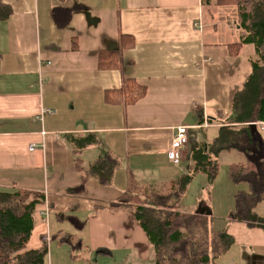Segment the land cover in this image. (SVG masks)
Masks as SVG:
<instances>
[{
    "label": "crops",
    "instance_id": "0c3cea01",
    "mask_svg": "<svg viewBox=\"0 0 264 264\" xmlns=\"http://www.w3.org/2000/svg\"><path fill=\"white\" fill-rule=\"evenodd\" d=\"M215 2L0 0L11 11L0 20V187L44 195L26 249L46 241V264H59L69 244L91 259L83 264H151L132 211L110 204L191 168L189 145L216 137L251 74L254 43L235 55L228 50L249 33L242 22L247 9ZM75 5L82 9L57 28L53 9ZM121 34L135 42L123 51L122 68L101 70L98 53L116 49ZM122 76L146 88L135 104L113 102ZM180 125L189 141L173 163L167 154ZM106 153L119 160L111 182L89 175L73 191L83 168ZM224 154L242 160L234 150L217 157ZM236 191L228 183L221 198L211 196L213 205L200 196L194 209H179L225 226L234 241L228 264H264V232L228 220Z\"/></svg>",
    "mask_w": 264,
    "mask_h": 264
},
{
    "label": "trees",
    "instance_id": "16d2710c",
    "mask_svg": "<svg viewBox=\"0 0 264 264\" xmlns=\"http://www.w3.org/2000/svg\"><path fill=\"white\" fill-rule=\"evenodd\" d=\"M215 4H235L243 11L246 7L249 9L242 14L243 28L249 33L228 49L230 54L235 55L245 42H253L255 46V55L249 58L251 74L233 95L227 120L212 141L192 149L193 165L185 173L160 188L124 192L110 204L113 208L125 207L132 211L149 241L151 264H218L217 260L230 252L234 241L225 226L214 228L213 217L179 210L180 199L194 175L204 173L209 181L214 178L216 157L221 151L234 150L243 158L228 169V178L233 184L245 185L232 197L229 222H243L248 228L264 232V214L256 210L264 202V0H216ZM81 9L80 5L70 9L57 7L51 16L61 29L67 25L72 12ZM10 12L8 6L0 5V20L6 19ZM125 38L121 34L116 49L98 53V68H122L123 51L135 43L132 37L130 42ZM113 93L115 104L127 106L142 98L146 88L134 78L122 76L120 88ZM118 167L119 160L109 153L98 157L83 168L82 180L73 191H81L89 175L108 185ZM42 203L41 192L0 187V264H46V241L38 249H26L37 206Z\"/></svg>",
    "mask_w": 264,
    "mask_h": 264
},
{
    "label": "rangeland",
    "instance_id": "374dc122",
    "mask_svg": "<svg viewBox=\"0 0 264 264\" xmlns=\"http://www.w3.org/2000/svg\"><path fill=\"white\" fill-rule=\"evenodd\" d=\"M246 9L249 10L247 7ZM199 133L200 132H197L196 135H199ZM212 134L213 132L211 130L207 131V136H211ZM196 139H197V136H196ZM189 147H190V151H192V149L195 148L194 142H192L189 145ZM241 159L243 160V158ZM216 160H217V163H216L217 171H216V174L214 175V178L211 181L208 180L207 176L204 173H199L198 175L196 174L193 176L192 180L190 181L188 185V189L186 193L184 194L182 199H180L181 209L185 211L194 209L193 204L194 202L195 204L198 202L197 198L200 196L201 197L204 196V198L202 199L206 200L209 204L213 205L214 203L212 202L211 196L217 194V197H215V200H217L218 198H221V192H226L228 183H231V185H233L234 187H237V190L239 188L245 187L244 184H233L231 180H229L228 178L229 166L239 161L229 158L227 154H224V156L219 157V158L216 157ZM169 181H166L165 183H168ZM211 184L212 186L210 188ZM221 207H223V205H220V208ZM256 210L258 211V213L264 214V202L261 203ZM219 225L220 224L218 221H216V223L214 221V224H213L214 228H217ZM65 250L66 251H65V254H63V257L58 259L59 264H72L74 260H76L75 264H83V262L91 261V259L88 260L87 256L76 255L79 253V250L73 245H70V244L69 246L67 245L65 247ZM51 253H54V252H51ZM229 259H230V256L229 254L226 253L222 257H220L217 262L218 264H228ZM46 261H48L47 258H46Z\"/></svg>",
    "mask_w": 264,
    "mask_h": 264
},
{
    "label": "built area",
    "instance_id": "2783aa9c",
    "mask_svg": "<svg viewBox=\"0 0 264 264\" xmlns=\"http://www.w3.org/2000/svg\"><path fill=\"white\" fill-rule=\"evenodd\" d=\"M50 111H45L48 113ZM189 141L188 127L185 125H180L174 132L170 150L167 154L168 159L173 163H179L181 159V150L187 145ZM32 149V148H31Z\"/></svg>",
    "mask_w": 264,
    "mask_h": 264
}]
</instances>
